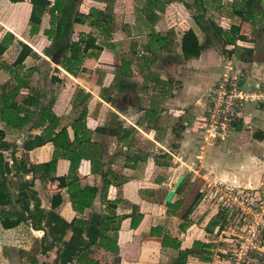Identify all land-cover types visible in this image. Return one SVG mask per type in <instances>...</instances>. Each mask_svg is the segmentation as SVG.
<instances>
[{"label": "crops", "instance_id": "0c3cea01", "mask_svg": "<svg viewBox=\"0 0 264 264\" xmlns=\"http://www.w3.org/2000/svg\"><path fill=\"white\" fill-rule=\"evenodd\" d=\"M203 1L207 10L217 3L214 7L212 5L213 12L214 8L216 11L225 7L230 9L227 14L223 13V19L241 21V24L239 21L236 23L239 29L236 31L238 45L227 46L230 51L226 58L220 50L205 49L198 58L191 59L195 71L190 70L185 76L181 65L175 64L170 75L182 80L179 83L180 97L168 95L167 87L163 86V76V83L158 81L157 86L155 83L152 86L151 81H146L141 74L142 78H130L127 90L121 91L116 80V65L101 64L102 55L110 54L105 44H101L104 49L98 58L92 56L85 59L80 74L72 76L62 67L66 77H72L63 83V87L54 82L45 83L43 79L36 83L33 79L32 86L41 92L46 91L41 84L52 89L56 97L53 110L60 118L57 132L66 127L71 141L76 137L72 123L80 110L74 107L77 92L84 89L91 94L86 101V125L93 131L89 143L101 146L104 159L98 172L93 170L90 159L81 160L78 170L81 186L97 187L98 192L91 207L83 213L77 212L67 187H61L58 179H44L38 175L35 178L33 172H23L16 166L22 160L30 167L53 158V142L32 149L25 148V142L31 136L41 134L49 121L44 127H36L34 124L40 118L38 113L23 128L7 127L0 122V128L6 129L4 141L9 144L7 148L0 149V179L8 182L18 211L29 215L34 209L35 201L30 197L29 184V188L37 192L41 207L46 212L44 230L34 228L30 221L5 228L0 219V264H31L32 257L26 252H39L41 249L38 246L41 248L43 245L41 239L45 234L50 242L56 243V247L45 254L38 253L39 264H80L74 258V253L78 251H88L108 264H181L177 261L180 250L193 249L195 241L203 243L201 255L190 254L186 264L229 263L236 247L235 237L245 219L240 211L227 206L224 198L227 191L232 189L253 193L264 189V101L260 104L248 103L228 138L219 140L204 151L200 148L202 132L198 110L204 108L203 96L206 97L209 88L219 80L228 63L236 65L237 62L245 68V89L260 87L264 90V59H257L260 46V51L264 53V0H255L250 6L246 1L239 3L240 0H212L211 4ZM222 1L224 5H221ZM166 2V5L175 4L177 7L180 4L176 0ZM123 4L126 6L123 7ZM136 5L141 8L140 13L146 7V4L142 7L138 3ZM37 6L34 0H0V27H3L0 43L8 32L15 36V41L0 56L2 61L11 64L17 59L21 51L18 41L28 44L38 54L28 56L35 62L48 58L44 52L51 44L45 32L50 28V15L48 12L36 14ZM94 7L104 9L106 3L99 0H82L80 3V10L87 14ZM134 9L135 0H116L115 19L132 17L131 10ZM236 10L244 11L243 16L235 14ZM156 13L158 18L154 27L158 28L167 18L164 17L165 13ZM34 15L38 16L39 21L37 31L31 24ZM142 15V23L149 22ZM100 30L89 26L87 19L77 20L72 39L83 43H94L99 39L103 41L107 37ZM83 36L95 41H84ZM234 45L239 48L233 49ZM13 51L16 52V59L10 62L7 56ZM147 55L151 54L143 50L142 61ZM35 62L32 67L37 65L43 71ZM27 68L30 67L25 66L23 70ZM35 73L42 75L39 70ZM0 84H12L11 76L1 67ZM27 92L28 89L23 90V93ZM171 92L175 94L176 90ZM98 128L109 131H98ZM70 165L69 159L60 158L56 176L68 175ZM181 175L185 176L183 182L172 201L167 202L169 191ZM107 178L112 181L108 199L121 201L118 206V215L122 216L117 237L118 252L104 250L98 244L99 224L106 213L103 189ZM196 198L198 202L192 212L188 217L184 216ZM169 203L175 207L171 208ZM136 207L138 211H134ZM225 209L227 217L224 226L210 225L211 220ZM139 212L143 215L140 222L137 226L131 225L132 215ZM76 217L88 223V226L72 225ZM154 228L155 233H152ZM261 242L262 250L251 255L249 264H264V236ZM14 247H21L26 252L10 254V249Z\"/></svg>", "mask_w": 264, "mask_h": 264}, {"label": "trees", "instance_id": "16d2710c", "mask_svg": "<svg viewBox=\"0 0 264 264\" xmlns=\"http://www.w3.org/2000/svg\"><path fill=\"white\" fill-rule=\"evenodd\" d=\"M106 3L104 9L91 8L88 15L87 23L92 28L101 29L104 24L109 25L108 31H103L105 36L109 37L112 34V29L115 26V13L114 4L116 0H99ZM157 0H147L146 7L143 9V13L147 20L153 25L157 21L158 14L154 9V5ZM183 2L187 8H192L191 5L186 0H176ZM195 4H199V9L204 12L207 11L205 7V2L203 0H194ZM255 0H246L248 6L252 5ZM82 0H55L53 2L48 0H42V2L35 8L36 14L40 15L48 12L50 15V30H46V34L51 40V44L45 48V54L51 58L59 59L62 67L69 73L77 75L86 58L94 56L95 53H89V49L99 48L93 43H83L72 39L74 24L78 19V6ZM235 14L243 16L244 11L236 10ZM197 19V22L204 30H208L209 27L203 26L201 22ZM215 28V35L219 36L223 32L222 27L212 23ZM150 37V41L146 47V50L151 52L154 58H158L157 53L159 50H164L169 48V37L155 33L153 30ZM15 41V36L13 33L8 32L0 43V56L9 48V46ZM211 41L208 37L207 43ZM19 45L22 47L17 59L9 64L1 60L0 57V67L5 69L11 76L12 84H0V122L4 123L7 127L23 128L26 124L33 121V118L40 113V118L35 122L36 127H44L50 120L49 115L51 108L55 102V96L51 97L50 92H41L32 86L33 76L36 71L42 73L43 80L47 79V71H41L38 66L30 67L25 70V60L28 56H38V54L23 41H18ZM206 43H202L199 36L194 28L186 30L182 36L181 40V52L183 59L198 58L204 51ZM133 61L128 59H123V64L119 68L120 70L116 73V78L118 80V87L121 91L127 90L128 80L131 75V66ZM158 80V78H157ZM157 86V85H156ZM24 89H28L29 92L23 93ZM52 90V89H51ZM79 94L83 96V99L79 101ZM54 95V94H53ZM91 94L85 92L83 89L79 90L78 97L75 99V108H80L78 117L73 121L72 127L75 131L76 137H79V143L74 145L71 141L69 133L66 127L62 128L56 132V127L52 123L47 125L41 134L31 136L25 142L26 149H32L35 147L43 146L47 142H53L55 146L53 158L46 163L34 164L27 167L26 162L22 160L17 168L23 172H33L36 176L40 178L59 180L61 187H67L68 192L71 197V202L74 210L83 213L86 208L93 205L94 199L98 192L97 187H85L83 188L80 184L79 179V166L82 159L87 158L92 161L93 170L95 172L101 171L103 164V152L101 146L89 143L90 135L93 133L86 125L87 117V106L86 101L90 98ZM47 101V102H46ZM98 131H109L106 128H98ZM6 137V129L0 128V149L7 148L9 144L4 141ZM60 158H67L70 160V170L69 174L63 177L56 176L57 163ZM17 164V162H16ZM111 179H106L104 184L103 197L106 198V191L108 187L112 184ZM28 184V189L30 192V197L35 201L34 209L29 214L26 215L16 209V205L13 201V193L7 181L0 179V219L5 226L12 225L16 220L18 222H29L36 229H43V221L46 218V212L41 207V201L38 198L37 192L31 188ZM198 199L192 203L188 208L184 216L188 217L192 212L194 205H196ZM112 208L117 207V203L109 202ZM170 207H175L173 204L169 203ZM226 210L220 211L219 215L212 219L210 225H220V228L226 223ZM114 217H110L107 213L102 215L99 224V239L98 244L106 247L108 250L113 252L119 251L118 239L114 240L105 235V229H120V223L115 222ZM81 224L84 228L88 226V223L83 222L77 217L72 220V225ZM138 223L133 226H137ZM184 227V226H183ZM155 233V228L152 229V233ZM47 242V244H45ZM41 249L39 252L31 251L28 255L32 257L31 264H39L37 259V254H45L48 251L56 247L55 242H50L48 240L47 234L43 235L41 239ZM179 248L180 246L177 245ZM203 248V243L201 241H195L193 249L180 250L179 257L177 259L181 264H186L187 258L190 254L201 255V250ZM59 256V249H58ZM88 255V251H78L74 254V257L80 262V264H93L92 261H88L85 258ZM57 260V259H56Z\"/></svg>", "mask_w": 264, "mask_h": 264}, {"label": "rangeland", "instance_id": "374dc122", "mask_svg": "<svg viewBox=\"0 0 264 264\" xmlns=\"http://www.w3.org/2000/svg\"><path fill=\"white\" fill-rule=\"evenodd\" d=\"M34 1L38 5L42 2V0H34ZM166 1H168V0H164V1L163 0H157L156 4L154 5L155 11L161 12L162 14L165 13L164 17L167 18V19H165L164 24L159 26L158 28H155L154 25L152 26V24L150 22H146L145 24L142 23V20L144 19L143 15H142L143 12L140 13L139 9H141V8L136 7L137 6L136 4L138 3V5L140 7H142V5H145L147 3V0H135V9L131 10V15H133V16L132 17L127 16V18L124 17L123 19H119V20H117V17H116L115 26L113 27L112 34H110L109 37L106 36L107 38L106 39L104 38L103 41H101L102 39H99L96 41L97 43L96 42L93 43V41L90 42V40H94V38H89L86 36L85 37L83 36V37H84V41L89 40V42L95 44L96 47H102V49L95 48L94 50L89 51V53H91L93 51V53H95L94 56L96 58H98V56H99L98 54L101 52V50L104 49L103 45H101V44H105L107 46V48L110 49V51H107L110 54L104 53V55H102L101 64L102 65H104V64L116 65L117 70H116L115 74L117 73L118 70H120L119 68L123 64V59L128 58L129 61H133L135 64V66H133V68L131 66L132 69H131V75H130L129 79L130 78L131 79L132 78L138 79L139 77L142 78V75H143L146 78V81H148V82L151 81V84L153 86L154 83L157 85L158 81L163 83V80L161 78V76H163L165 78L164 81L166 83V84L164 83L163 86L167 87V91H169L168 95L180 97L181 91H179L180 90L179 83H181L182 80H181V78L180 79L173 78L170 75L173 72L175 64H176V66L181 65L180 69L182 70V74L184 76L190 70L195 71V69L193 67V62L191 61V59L189 61V60L182 58L181 40H182L183 33L190 28H195L197 31V34L199 36L200 41L202 43H206L205 49L211 48V49L220 50V51L224 52V58H226V56L228 54L227 52L230 51V50H227V46L230 47L233 44L238 45L237 44L238 40L236 38L238 36L236 34V31H238L239 29H238V27H236L237 26L236 23H238L239 20L238 21L237 20H226V19L222 18L223 15H225L229 11H231L227 7H225L221 11H216V8H214L215 12H213L212 11L213 10V8H212L213 4H212L211 7L207 11L204 12L203 10L199 9V3L195 4L194 0H186L191 5L194 6L191 9L187 8L183 2H180V4L178 5L179 7H177L175 4L166 5L167 4ZM205 1L209 4H211L212 0H205ZM245 1L246 0H240L239 3L243 4ZM224 3L225 2L222 1L221 5H224ZM216 4L217 3H214L213 7ZM123 5H124L123 7L126 6L125 4H123ZM233 5H234V1H233ZM181 6L186 7V9L180 8ZM77 8H78V19L80 21H84V20L88 19V15H89L90 11L88 14L85 12H82L80 10V4ZM4 12H5V10H4ZM223 13H225V14H223ZM127 15H130V14H127ZM196 18H198V20L201 22V24L203 26L209 27L208 30H204L200 26V24L197 22ZM212 23H216L217 26L222 27L223 32H221L219 34V36L215 35V28L213 27ZM239 23L241 24V21H239ZM31 24H32V27L35 29V31H37L38 26H36V24H39L37 15H34V17H32V23ZM2 28L3 27H0V33L2 32ZM108 29H109V25L104 24L103 28H101L100 31L101 32L108 31ZM47 30H50V28ZM153 30L155 31V33H158V31H159L160 35L169 37V42H168L169 48L164 49V50H159L157 53V56H158L157 59L153 57L154 55L151 52H149L151 55H147V58H145V61H142V56H141L142 51L146 50L148 42L150 41L151 34H153L152 33ZM3 37H5V36H3ZM3 37H2V40H3ZM208 37L211 41H209L207 43ZM108 38H109V40H108ZM112 39H113V41H112ZM85 43H87V42H85ZM237 48H239V47L235 46V48H233V49L236 50ZM260 48H261V46H260ZM260 48H259V51L257 54V59L258 58L264 59V56H263L264 53H262V51H260ZM15 53H14V51L11 52L7 56V60H9L10 62L14 61L16 59ZM134 53H136V55L133 56ZM112 54L115 55V56H113L114 58L112 57ZM113 59H114V62H113ZM35 61L36 60L28 58L27 60H25L24 65L32 67V64ZM5 62H7V61H5ZM37 63L39 64V66H41V68L44 72L47 71V73H49V74H47L48 78L46 80L45 79L43 80L45 83L47 81L50 84L52 82H54V84L55 83L59 84V85L61 84L63 87L64 82H68L69 79H72V77H69V78L66 77L64 71L62 70V65L60 64V61L58 58L54 59V58H51L48 56V58L44 57L43 60H39L38 62H35V64H37ZM235 63L239 67L238 70H241L242 74L244 75L243 69H245V68L240 67V65L237 62H235ZM168 65H170L171 70H169ZM82 68H81L80 72L83 70ZM97 69H99V68H97ZM143 71H145V72H143ZM80 72L78 74H80ZM97 72H98V70H97ZM168 72H170V73H168ZM72 76H76V75L72 74ZM42 78H43V76L39 75L37 73H35L33 76L34 82L40 81ZM157 78H158V80H157ZM116 80H117V78H116ZM142 84H144V83L142 82ZM41 86L43 88H45L46 91L50 92L51 97L54 96L53 93L51 92V89L48 86H45L44 84H41ZM171 90H176V93L173 94L171 92ZM78 92L76 95L77 97H78ZM82 99H83V96H80V94H79V101H81ZM191 100L194 101V98H191ZM204 100H205V95L203 96V101ZM74 104H75V102H74ZM51 109L52 110H51L50 115H49V119H50L49 124L52 123L53 125H55L56 132H57V129H58L57 124L60 122V118L56 114V112L53 110V107ZM196 109L197 108H195L194 110L193 109L190 110V113H193ZM198 112L201 115L199 117V119L205 118V116H206L205 108H202L201 111L198 110ZM79 140H80L79 137H75L74 141H73L74 145L72 147H75V145H77L79 143ZM135 161H137V160H135ZM109 188H110V186L107 189L106 198H103L105 208H106V213L108 215H110V217H114L113 219L115 220V222L121 223L122 222V216L118 215V206H119V203L121 201L119 199H114V200L108 199L107 195H108ZM67 190H68V188H67ZM110 201L117 203V207L115 209L111 207V205L109 203ZM133 209H135L134 211H138L137 207L133 208ZM142 216L143 215L140 212L138 213V215L137 214L132 215L131 225H134V224L140 222ZM78 219H80V218H78ZM19 224L20 223L16 220L10 226H5L4 224H3V226L5 228H13ZM104 231H105V235H107L108 237H110L113 240L118 237V229H105ZM18 238H19V236H18ZM99 246L101 248H103L104 250H108L106 247H104L102 245H99ZM38 249H39V246H38ZM22 252L24 253L26 251L21 249V247H19V248L14 247V248L10 249V254H13V255H15V254L18 255V254H21ZM26 254H29V252H26ZM85 259L88 261L89 260L92 261L93 264H108L107 262H104L102 259H99L96 256H92L90 254V252H88V255Z\"/></svg>", "mask_w": 264, "mask_h": 264}, {"label": "built area", "instance_id": "2783aa9c", "mask_svg": "<svg viewBox=\"0 0 264 264\" xmlns=\"http://www.w3.org/2000/svg\"><path fill=\"white\" fill-rule=\"evenodd\" d=\"M234 63H228L219 80L209 88L204 102L206 116L199 119L201 128L200 148L202 151L226 140L237 122L242 118L245 106L264 101V90L245 89L243 74ZM200 158L202 157L199 156ZM225 204L243 215L245 222L236 237L228 264H249L252 254L262 250L264 236V189L246 192L228 190Z\"/></svg>", "mask_w": 264, "mask_h": 264}, {"label": "water", "instance_id": "95a60500", "mask_svg": "<svg viewBox=\"0 0 264 264\" xmlns=\"http://www.w3.org/2000/svg\"><path fill=\"white\" fill-rule=\"evenodd\" d=\"M25 126H26V125H25ZM26 128H28V127H26ZM26 128H25V129H26ZM184 178H185V176H184V175H181V176L177 179V181H176V183L174 184L173 188L169 191V193H168V195H167V197H166V201H167V202H171V201H172V198H173L174 195L176 194V191H177L178 187L181 185V183L183 182Z\"/></svg>", "mask_w": 264, "mask_h": 264}, {"label": "flooded vegetation", "instance_id": "af4514ba", "mask_svg": "<svg viewBox=\"0 0 264 264\" xmlns=\"http://www.w3.org/2000/svg\"><path fill=\"white\" fill-rule=\"evenodd\" d=\"M205 50V49H204ZM190 59H193V58H190ZM190 59H187V60H190Z\"/></svg>", "mask_w": 264, "mask_h": 264}]
</instances>
